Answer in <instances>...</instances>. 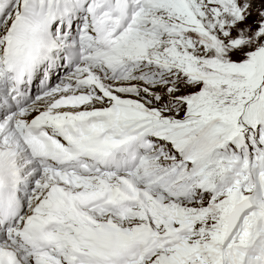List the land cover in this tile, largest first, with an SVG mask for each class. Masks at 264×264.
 <instances>
[{"label":"snow or ice","instance_id":"1","mask_svg":"<svg viewBox=\"0 0 264 264\" xmlns=\"http://www.w3.org/2000/svg\"><path fill=\"white\" fill-rule=\"evenodd\" d=\"M0 264H264V0H0Z\"/></svg>","mask_w":264,"mask_h":264}]
</instances>
